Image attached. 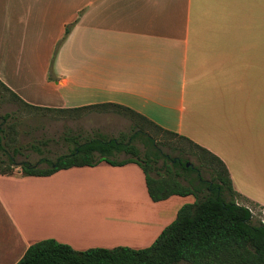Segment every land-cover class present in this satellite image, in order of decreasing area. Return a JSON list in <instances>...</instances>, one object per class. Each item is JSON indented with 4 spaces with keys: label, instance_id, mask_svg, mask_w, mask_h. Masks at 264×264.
Masks as SVG:
<instances>
[{
    "label": "crops",
    "instance_id": "obj_1",
    "mask_svg": "<svg viewBox=\"0 0 264 264\" xmlns=\"http://www.w3.org/2000/svg\"><path fill=\"white\" fill-rule=\"evenodd\" d=\"M43 2L7 0L0 83L39 107L125 106L216 156L239 199L264 210V0ZM79 174L82 198L70 190ZM192 201H151L134 163L0 174V264L45 238L143 248Z\"/></svg>",
    "mask_w": 264,
    "mask_h": 264
},
{
    "label": "trees",
    "instance_id": "obj_2",
    "mask_svg": "<svg viewBox=\"0 0 264 264\" xmlns=\"http://www.w3.org/2000/svg\"><path fill=\"white\" fill-rule=\"evenodd\" d=\"M73 22L64 26L60 41L67 35ZM0 87L20 105L52 109L27 104L2 83ZM105 106L114 107L116 112L131 120L133 130L126 140L121 133L112 138L101 137V134L96 133L76 144L68 153L56 156L47 167L20 163L19 174L46 176L59 169L91 166L100 161L111 165L134 163L143 173L146 192L151 201L163 200L170 195H191L193 201L181 204L174 218L146 247L119 245L75 250L65 243L45 238L30 243L14 264H264V223L251 221L250 210L237 201L239 195L232 189L227 171L216 156L119 104L99 103L55 110ZM7 117L8 113H4L1 121ZM150 128L178 137L193 146L197 151L191 153L198 164L206 169L208 179H202L198 167H186L187 161L180 156L161 155ZM2 133L0 128V152L4 149ZM134 139L142 144L143 153L133 144ZM120 152L129 156L118 160L110 157ZM161 157L163 160L158 166L156 163ZM14 166L10 159L6 162L0 159V174H13ZM190 173H194V177ZM180 180L185 183L182 184Z\"/></svg>",
    "mask_w": 264,
    "mask_h": 264
},
{
    "label": "rangeland",
    "instance_id": "obj_3",
    "mask_svg": "<svg viewBox=\"0 0 264 264\" xmlns=\"http://www.w3.org/2000/svg\"><path fill=\"white\" fill-rule=\"evenodd\" d=\"M45 2L47 0H44L43 5ZM6 4L7 0H0V29L4 28ZM59 43L57 41L55 46L51 47V60ZM27 47L25 46L26 50ZM47 48L42 46V66L46 64L47 59L43 61L42 59ZM13 49L14 53L9 58L11 67H14L18 63L17 55L21 50V44L16 43L12 46ZM50 66L51 61L47 63V69L50 70ZM4 113H8V117L6 120L1 121ZM131 125V120L126 115L116 112L115 108L111 106L102 108L87 107L64 111L37 109L20 105L12 100L0 87V128L3 130L2 143L4 147L3 152H0V159L5 162L10 159L11 163L15 165L13 171H19L20 168L18 166L22 162L36 165L39 168L47 167L50 162H53L56 156L68 153L76 144L95 136L96 133L101 134V137L105 138L116 137L121 133L122 138L126 140L128 135L132 133L133 129ZM150 129L149 131L154 136L155 142L157 143L156 147L161 155H169L170 157L180 156L181 159L198 167L202 179H208L206 169L198 164L195 155L191 153L196 150L193 146L178 137L166 135L153 128ZM133 144L140 150V153H143V147L139 140L134 139ZM128 156V154L120 152L110 157L118 160ZM40 160L42 161L38 163ZM162 160V157L158 159L156 165H161ZM150 174L155 176L154 172ZM190 176L194 177V173H190ZM84 178H86L85 175ZM81 179L82 175L79 174L74 176L73 181L80 182ZM77 182L70 190L77 197L82 198L81 186ZM180 182L182 184L185 183L183 180H180ZM237 201L250 210L252 215L251 221H261V219L264 221L263 209L254 206L252 203L242 202L239 198H237ZM137 207L139 209L142 208L139 205ZM133 210L136 209L132 208ZM132 211L131 215L133 213Z\"/></svg>",
    "mask_w": 264,
    "mask_h": 264
},
{
    "label": "water",
    "instance_id": "obj_4",
    "mask_svg": "<svg viewBox=\"0 0 264 264\" xmlns=\"http://www.w3.org/2000/svg\"><path fill=\"white\" fill-rule=\"evenodd\" d=\"M185 166H186V167H187V166H188V167H192V164H191L190 162L187 161V162L185 163Z\"/></svg>",
    "mask_w": 264,
    "mask_h": 264
},
{
    "label": "built area",
    "instance_id": "obj_5",
    "mask_svg": "<svg viewBox=\"0 0 264 264\" xmlns=\"http://www.w3.org/2000/svg\"><path fill=\"white\" fill-rule=\"evenodd\" d=\"M262 214H264V211H262ZM262 223H264L263 219H261Z\"/></svg>",
    "mask_w": 264,
    "mask_h": 264
}]
</instances>
